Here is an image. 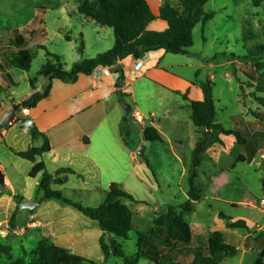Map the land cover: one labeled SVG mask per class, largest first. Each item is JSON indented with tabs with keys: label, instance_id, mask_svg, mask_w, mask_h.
<instances>
[{
	"label": "crops",
	"instance_id": "obj_1",
	"mask_svg": "<svg viewBox=\"0 0 264 264\" xmlns=\"http://www.w3.org/2000/svg\"><path fill=\"white\" fill-rule=\"evenodd\" d=\"M73 1L78 3V6H72L71 3ZM81 1L82 0H0V18L23 20V26H18L14 31L20 32V29H28L29 34L35 35L40 33L45 36L44 40L36 44L32 43L33 38L30 39L28 44H30L31 47L33 45L35 48H44L45 40L49 39V33H52L53 36L59 39L71 41V29H75L76 33L84 40L83 28L88 24L96 23L80 13ZM165 2L166 0H148L152 12L158 18L148 26L149 31L163 32L168 29V24L159 19L160 10ZM55 10H58L59 15L53 16L51 25L55 29L49 32V26L46 21L51 12H55ZM75 19L78 25L74 23ZM96 25L100 26L98 24ZM67 37L69 40H67ZM114 45L115 38L112 48ZM166 55L167 53L161 50L145 54L141 59L129 57L123 61H119L112 68H109V76L102 75L101 71L103 68H99L92 76L81 75L78 82L72 85L63 84L58 80L53 81L48 97L35 108H30L26 114L22 113L21 116V119L30 118L34 120L40 132L48 137L51 151L48 154L37 157L36 162L27 161L18 157V153L25 152L28 149L41 148L43 146V140H33L28 130L21 129L20 120L15 119L6 129L0 127V148H5L13 155V157L9 158L10 164L8 162L7 164L14 168L24 166V170L27 171L29 178H31L30 173L32 169L40 163H44L46 172L53 176L62 169L72 170L74 174L68 176V180L64 185L53 184L52 189L62 192L67 199L78 203L71 199V194H64L67 185H76V188L72 189L73 194L76 192L90 194L89 196L94 198L95 203H98L94 205L90 204L87 208L99 207L105 201L107 192L114 183L118 184L124 191L129 193L130 190H128V187L137 184V180L140 182L142 181L136 171L138 169L145 170V168L151 169L150 166L152 162V159L146 158V155H144L145 159L139 157L137 154L139 146L133 149L130 143L127 144L124 141V137L121 134V127L125 119L124 110L121 105L126 102H122L120 96L130 97L129 101H132L133 104L138 106L135 85L131 82L128 83L127 77L129 76L132 66L137 60H140L143 63V72L141 71V75L139 74L140 77L136 79L137 82L138 80L146 79L157 87L183 96L182 103H179L171 110H163L159 114V118H157L155 112H148L149 118L145 117V123L147 121L149 126L156 128L160 132L163 142L159 144L168 142L171 145L169 154L173 160L180 163L182 167L181 177H183V180L187 179L189 185L192 154L195 148L192 150L191 157L185 154L186 139L183 135V131L186 127H189V129H191L192 126L195 127L191 120L192 111L190 105L191 102H202L204 100V94L200 88L202 83L194 79L184 78L181 74L171 71V69L177 68L178 66L167 68L161 66ZM49 60L50 58H47L46 62ZM190 65L191 64H188L187 67H190ZM68 68L69 66L66 67V69ZM116 71L124 72L123 80ZM223 74L229 81H233L232 74L227 71H223ZM1 76L3 77V73H1ZM248 76L253 83L256 82L254 83L255 89L257 91L261 90L264 93V87L260 85L258 81L259 73L255 72L253 75L252 71V74ZM209 80L213 83L216 82L213 76H211ZM31 95L32 93L26 94L21 98L20 103L30 98ZM185 97H187L188 100ZM257 102H259L258 99ZM238 105L241 104L238 102ZM261 105L264 107V104ZM243 108L246 109L245 106ZM11 109V104L10 107H7L3 102L0 112V122L5 113ZM257 109L259 110L258 113L254 115V123H259V127L251 132L250 135L246 131V126L249 122L250 124L253 122L252 119H248L250 114L248 109L246 112L241 111L238 114H229V124L228 122L219 123L217 121L228 129H238L242 131L247 142L245 145H239L234 136H225L217 133L216 137L219 139L218 143L215 144L213 148H208L204 154L205 156L212 152V154H210L212 156V165L207 174L210 184H217L215 186L218 187V181L223 175L236 169L238 163H246L248 160H255L259 153L261 155L260 165H264V110L260 111V107ZM112 117L115 122V128L109 129L106 123ZM162 124L171 126L175 131L173 132L174 136L165 134L163 132L164 130L160 128ZM195 128L196 129L193 130L199 133V140L203 137V134L208 133L210 135V132L198 129L197 127ZM14 129H19L22 132L19 134L13 133ZM144 130L140 132L141 135H144ZM27 134H29V138H31L33 143L29 144L28 142L24 148L22 145L25 141H22V136ZM144 143V141L141 142V144ZM147 151L146 149L145 153H147ZM164 155L166 156L167 154ZM171 162L172 161H170V164ZM203 164L204 161L202 159V164L197 170L198 177ZM7 167L8 166L0 158V171L4 176L6 185L5 192L8 191L9 195L6 201V216L8 218H13L15 215L14 223L10 230H1L4 226L10 227L9 221L0 222V239L6 242L5 245H8L14 250L13 243L16 242L15 239L18 238L21 250L26 249L24 246L25 242H28V239L34 235L37 245L40 240L47 239L55 247L64 249L71 255L80 257L94 264H125L124 259L115 256L112 250H110L108 255L104 252L102 243L110 248V234L101 230L98 222L85 217L75 207L65 205L59 201H47L42 204L39 210L33 213L16 212V208L13 209V206H16L18 202L20 204L23 200L42 199L43 194L40 191V185L43 174H39L34 178L35 184L39 186V194L36 197L33 198L26 191H23L22 196H20L21 194L16 192L14 180L10 176ZM152 179L158 184L155 174H153ZM189 189L187 191V200L189 199ZM1 194L2 189L0 186V207L4 200ZM134 198L138 203H130L125 200L123 203L127 204L134 213V230L137 231L138 239L139 234L144 233L140 228H145L144 219L146 214L150 216L149 223H151V226L146 228L148 231L145 233H148L153 229L154 218L161 212L162 208L172 205L178 206L176 204H161L156 200H142L135 196ZM219 199L220 198L216 195L208 199L209 202L207 204L210 205L208 206L209 213L207 216L211 217L212 214H214L216 218L224 221L221 228L217 229L213 227L211 231L222 232L226 243L236 247V244H232L228 241L227 234L233 231L237 232V230L228 228V221L221 217V213L229 218L231 222L244 220H237L226 213V206L234 207L236 206L235 203H227ZM201 201L206 200L202 198V200L198 202H193L195 210ZM212 202L215 204L212 205ZM253 207H256V205L250 208ZM253 214L255 217L257 215L260 217L256 219L258 222H264V214L257 211H254ZM1 217L2 216H0V218ZM137 219H139L141 223L140 228L136 223ZM244 222L247 228L242 230H245L248 236H250V231L252 230L249 228L248 223L246 221ZM206 223L196 224L198 227L196 229L197 231L192 229V232L195 231L197 234L201 235L205 233V230H210L212 223ZM7 234L10 235V237H7ZM201 238L202 237H197L196 239L194 244L196 249L199 242H207ZM246 238L247 237L243 235L242 239L246 240ZM22 239H24V241ZM128 240L124 241L116 237V242L123 245L124 251L125 242ZM190 248H192V244L188 247L178 246V251H176L177 254L171 256V261L162 259L158 264H183V259L186 260V258H188L186 252L190 250ZM252 252V249L249 248L248 251L242 254L244 260L248 258L247 256H251L253 254ZM138 253L137 240V253L134 258L129 259L136 261L137 264H141L144 258H139ZM192 262L190 264H192ZM150 264L154 263L150 262Z\"/></svg>",
	"mask_w": 264,
	"mask_h": 264
},
{
	"label": "rangeland",
	"instance_id": "obj_2",
	"mask_svg": "<svg viewBox=\"0 0 264 264\" xmlns=\"http://www.w3.org/2000/svg\"><path fill=\"white\" fill-rule=\"evenodd\" d=\"M179 2L180 0H166L165 3L178 5ZM71 5L78 6V3L73 1ZM204 9L207 13L214 12L216 16L206 25L200 24L194 29V46L189 50V54H167L161 66L164 68L178 66L177 68L171 69V71L181 74L184 78L197 80L200 83L207 82L209 78L213 76L216 79L214 83V102L217 110V121L219 123L228 122L229 124V114H238L241 111L246 112L248 109V112H250L248 119H252L253 122L252 124L249 122L246 126V131L250 135L251 132L259 127V123H254V115L258 113L259 110L257 108L260 107V111L264 110V107L257 102V99L264 98V93L261 90L257 91L255 89L254 83L256 82L253 83L248 76L252 74V71L253 75L255 72L259 73V84L264 87V0H261L260 4L257 6L253 4L252 0H210ZM55 15H59L58 10L51 12L47 18L46 23L49 26V32L55 29L51 25L53 16ZM74 23L78 25L76 19ZM23 24V20L0 18V63L5 67V72L8 74V76L2 77L0 72V88L2 89L1 98L7 107H10V101L20 103L21 98L28 93H32L31 96L36 92L42 94L49 86H51V90L53 82L50 84L47 78L39 75L41 67L48 58L47 52L58 55L62 59L64 68L66 69V67L69 66L66 70H70L72 64L80 58L79 51L81 42L84 43L83 57L89 59L110 50L114 44L112 30L110 28H102L93 23L83 28L84 40L76 33L75 29H71V41L59 39L53 36L52 33H49V39L45 40L44 48H35L33 45L31 47L29 44V48L35 55V59L32 63L31 70L29 72H24L16 68H8L2 56L5 51L11 52L13 50L10 47L9 40L4 38V36L15 32L14 30H16L18 26H23ZM18 33L26 37L28 43L32 38V43L35 44L45 38V36L40 33L35 35L29 34L28 29H20ZM188 64H191L190 67H187ZM223 71H227L233 75L232 82L224 77ZM140 75L138 77H140ZM137 78L128 76L127 81L135 85L138 106L133 104L132 101H129L130 97L120 96V100L129 104L132 110L141 112L146 118H149L148 112H155L157 118H159V114L163 110H171L179 103L183 102L182 95L168 92L163 88L151 84V82L146 79H141L137 82ZM31 81L35 89L32 88ZM4 91L10 96L9 99H6ZM46 98L42 99L37 106ZM238 102L241 105H238ZM243 105L246 109L243 108ZM22 113L23 110H19L16 113L15 119L21 120ZM126 119L127 122L125 127L128 132L129 143L133 149L137 148V146H139V148L145 146L148 150L147 153H145L146 158L152 159L151 169L145 168V170L138 169L136 171L142 181L140 182L137 180V184L128 187V190L131 192L129 193L142 200H156L161 204H176L178 206L174 207L177 208V212H180L179 207L187 201L186 198L189 185L187 179L183 180V177H181L182 167L180 163L173 160L169 154L171 145L168 142L165 144L146 142L144 135H141L140 132L148 127L149 123L146 121L144 125H140L135 122L131 115ZM114 125L115 122L112 117L107 121L106 126L109 129H113V127L115 128ZM193 127L194 126H192L191 129L186 127L183 131V135L186 139L185 154L190 157L193 148L196 147L200 138L199 133L193 130L196 128ZM160 128L164 130L163 132L165 134L174 136L173 132L175 131L171 126L162 124ZM21 132L22 131L19 129L13 130V133L16 134ZM216 135L217 133L215 132H210V135L208 134L209 143L206 150L208 148H213L214 145L218 143L219 139ZM29 137V134L22 136V141H25L22 145L23 147L26 146L28 142L29 144L33 143ZM143 141L145 143L141 144ZM164 154L167 155L165 156ZM210 154H212V152H210ZM210 154L208 153L202 158L204 164L199 171V177L197 179V185L202 190L203 199L206 201H201L196 210L195 207H193V211L188 213L185 219L191 230H196L198 228L196 224L198 223H212L211 229L205 230V233L201 235L193 231L195 239H197V237H202V240L207 241V237L214 233L211 231L213 227L217 229L221 228L224 222L222 219L216 218L214 214H212L211 217L207 216L209 213L208 206L210 205L207 204L209 202L208 199L216 195L220 198L219 200L223 202L235 203L236 206L234 207L226 206V213L237 220L246 221L252 231H250V236L242 229L227 234L228 241L232 244H236L237 254L234 257H225L221 264H254L259 258L261 251L264 249V222H258L256 219L260 217L258 215L255 217L253 214L254 211L264 214V191L262 186L264 165H260L261 155L259 153L255 160H248L246 163H238L236 169L231 170L221 177L217 187L215 186L217 184H210L207 175L212 165V156ZM10 157H13V155L8 152V150L0 148V158L8 166L7 169L14 180L16 192L22 196L23 191H26L33 198L36 197L39 194V186L35 184L34 179L29 178L27 171L24 170V166L14 168L8 165L7 162L10 164ZM139 159L142 160L141 158ZM18 161L24 162L22 160ZM170 161H172L171 164ZM153 174H155L158 184L153 181ZM75 186L76 185L73 184L67 185L64 194H71V199L82 204L84 207L90 204H98L95 203L94 198L89 196L90 194L80 192L73 194L72 189L76 188ZM8 196V191L5 192L2 190L1 197L4 198V200L0 207V216H2L0 222L9 221L10 227L4 226L1 230L12 229L14 223L11 222L12 217L8 218L6 216V201ZM214 204L215 203L212 202V205ZM253 205H256V207L250 208ZM15 208L16 212H19V202L16 206H13V209ZM167 209L168 207L162 208L158 215L166 213ZM149 218L150 216L146 214L144 219L145 228H140L141 223L139 219H137V225H139L141 231L144 232H139L140 234H146L145 232L148 231L146 228L151 226ZM243 235L247 237L246 240L242 239ZM7 237H10V235L7 234ZM22 240L24 241V239ZM137 240V231L133 230L129 235V240L125 242V252L130 259L134 258L137 253ZM15 241L16 242L13 243L14 250H12L8 245H5L6 242L4 240L0 239V264H10V256L14 260L22 259L24 264H31L36 258L38 247L35 236L32 235L28 239V242H25L24 246L26 249L22 250L19 246L20 243L18 242V238H16ZM194 244L195 242L192 243V248L186 252L188 258H186V260L183 259V264H190L194 260L196 254V246L194 247ZM249 248L252 249L253 254L247 256L248 258L246 257L247 259L244 260L242 254L248 251ZM141 264H150V262L142 259Z\"/></svg>",
	"mask_w": 264,
	"mask_h": 264
},
{
	"label": "trees",
	"instance_id": "obj_3",
	"mask_svg": "<svg viewBox=\"0 0 264 264\" xmlns=\"http://www.w3.org/2000/svg\"><path fill=\"white\" fill-rule=\"evenodd\" d=\"M210 0H180L178 5L165 3L161 10L159 19L168 24V29L163 32L149 31L148 26L158 18L152 12L148 0H82L80 13L86 18L94 21L102 27L113 30L115 45L107 52L98 54L96 57L84 58V43L81 42L79 51L80 58L72 65L70 70L64 69L62 59L50 52H47L50 60L40 69L39 75L47 78L52 84L58 80L64 83L75 84L81 75L92 76L99 68H112L119 61L129 57L141 59L145 54L157 51H164L167 54L187 55L194 46V29L202 24L206 25L212 21L216 14L205 12V6ZM254 5H259L261 0H252ZM9 40L11 52L5 51L3 57L8 68L29 72L35 55L29 48L27 39L17 31L4 37ZM67 40L69 38L67 37ZM5 67L0 63V72L8 76ZM124 79L123 71H116ZM32 88L35 89L31 81ZM50 87L42 93L33 103L31 108L47 97ZM200 88L204 94L202 102H191V120L195 127L206 132L220 133L225 136H234L239 145H245L247 140L242 131L228 129L217 122V111L214 102V83L208 80L202 83ZM0 88V112L3 100ZM187 99V97H185ZM188 100V99H187ZM258 101L264 104V99ZM127 119L121 127V134L124 141L129 144L128 132L125 127ZM20 127L28 130L33 140H43L41 148H31L17 156L31 162H36L37 157L48 154L51 151L48 137L40 132L34 120L23 118L20 120ZM144 139L149 143H162L163 138L160 132L148 126L144 130ZM208 133L198 141L192 154V167L189 178V199L177 208L169 206L167 212L158 215L154 220V227L146 234H140L138 239L139 258L158 264L162 259L172 260L171 256L177 254L178 246L188 247L196 242L193 232L188 225L185 216L193 211L194 203L202 200V190L197 185V170L202 164V157L208 146ZM145 159V156L143 157ZM43 174L40 191L42 200L59 201L65 205L77 208L85 217L99 223L101 230L115 235L118 239L128 240L130 233L134 230V213L123 201L138 203L133 195L124 191L118 184H112L107 192L105 201L97 208H87L80 203L67 199L62 192L52 189V185H64L68 176L74 174L70 169L59 170L55 176L46 172L44 163L37 164L31 171L30 177L36 178ZM62 176V177H60ZM264 191V178L262 179ZM221 217L228 221V228L232 230L246 229L244 221L231 222L224 214ZM15 215L11 222H14ZM106 255L110 250L115 256L124 259L125 264H137L130 260L124 251L123 245L119 242L111 244L110 248L102 243ZM237 248L226 243L222 232H214L207 237V242H199L195 258L192 264H221L225 257H234ZM35 260L31 264H94L80 257L71 255L68 251L57 248L47 239L38 243ZM10 264H24L22 259L14 260L10 256ZM254 264H264V249Z\"/></svg>",
	"mask_w": 264,
	"mask_h": 264
},
{
	"label": "water",
	"instance_id": "obj_4",
	"mask_svg": "<svg viewBox=\"0 0 264 264\" xmlns=\"http://www.w3.org/2000/svg\"><path fill=\"white\" fill-rule=\"evenodd\" d=\"M4 94L6 95V99L10 98V96L5 91ZM40 95H41L40 92H36L33 96L23 101L22 103H15L14 101H10V104L12 105V109L7 113H5L2 121L0 122V127L2 129H6L7 127H9L13 123L16 113L21 109L29 110ZM121 106L124 110L125 117L126 118L129 117L132 112V107L127 103H123ZM145 151H146L145 146L140 147L137 152L138 156L141 158L144 157ZM0 186L3 191L6 190L5 179L1 171H0ZM43 203L44 201L39 198L33 200H23L19 204V213H33L39 210ZM109 242L110 244L116 242V236L110 234Z\"/></svg>",
	"mask_w": 264,
	"mask_h": 264
},
{
	"label": "built area",
	"instance_id": "obj_5",
	"mask_svg": "<svg viewBox=\"0 0 264 264\" xmlns=\"http://www.w3.org/2000/svg\"><path fill=\"white\" fill-rule=\"evenodd\" d=\"M142 69H143V63L140 60H137L129 72V77L137 78L139 74L141 73ZM101 74L104 76H109L110 75L109 68H103L101 71ZM27 111L28 110H23V113L26 114ZM131 116L135 120L136 123L140 125H144L146 118L141 112L137 110H132Z\"/></svg>",
	"mask_w": 264,
	"mask_h": 264
}]
</instances>
